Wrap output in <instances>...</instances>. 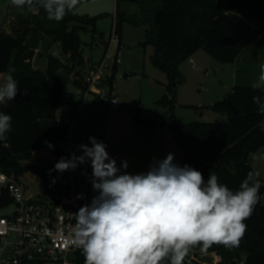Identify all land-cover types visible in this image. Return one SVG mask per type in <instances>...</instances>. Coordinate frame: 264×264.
Here are the masks:
<instances>
[{
  "label": "trees",
  "instance_id": "trees-1",
  "mask_svg": "<svg viewBox=\"0 0 264 264\" xmlns=\"http://www.w3.org/2000/svg\"><path fill=\"white\" fill-rule=\"evenodd\" d=\"M89 1L80 0L74 12L59 22L49 20L43 8L32 12L19 8L24 14L14 19L10 30L0 28V75L11 74L20 89L15 100L0 104V112L13 118L11 131L0 141V170L7 174L40 176L42 171L32 165V156L47 147L44 141L54 146L53 153L59 158H70L58 145L70 141L74 115L71 122L59 123L58 113L79 106L87 91L81 35L90 33L94 41L99 38L104 53L111 44V34L107 40L97 30L103 16L78 15V7ZM129 6L138 13L127 12ZM115 19L121 42L125 23L146 29L144 46L153 47V64L168 76L166 94L159 102L168 111L166 122L150 120L147 128L162 127L173 136L184 156L177 164L194 167L205 180L214 173L219 183L238 190L247 173L254 170L251 155L264 149V115L257 112L252 99L261 93L251 87L260 72V58L264 64V0H116ZM56 46L59 56L52 53ZM121 48L120 44L118 50ZM43 49L45 70L35 66L36 58L45 56ZM200 51L221 65L237 66L235 86L207 108L225 116L227 123L185 124L175 114L178 92L185 83L181 66ZM118 73L115 67L108 83L111 95ZM260 183V201L244 221L247 231L239 247L213 245L201 254L197 246L191 250L194 257L187 256L184 264H202L195 258L206 255H217L219 264H264V182ZM11 205L7 193L0 195V209ZM72 263L84 264L81 250Z\"/></svg>",
  "mask_w": 264,
  "mask_h": 264
},
{
  "label": "clouds",
  "instance_id": "clouds-1",
  "mask_svg": "<svg viewBox=\"0 0 264 264\" xmlns=\"http://www.w3.org/2000/svg\"><path fill=\"white\" fill-rule=\"evenodd\" d=\"M29 12L43 8L57 22L74 12L80 0H10ZM261 95L253 96L257 112L264 115V64L251 85ZM18 82L9 74L0 85V104L15 100ZM27 95V89L23 90ZM12 116L0 112V141L12 128ZM79 145L82 154L61 157L49 173H64L90 162L91 202L75 213L71 244L80 249L84 264H184L197 246L201 254L213 245L239 247L247 225L260 201L258 171H249L239 189L233 191L210 173L175 163L173 153L153 158L147 172L129 174V164L120 166L107 152L106 144L89 137ZM49 149L54 146L44 141ZM87 175V173H82ZM56 180L53 179L52 183ZM79 194L77 199H83Z\"/></svg>",
  "mask_w": 264,
  "mask_h": 264
},
{
  "label": "rangeland",
  "instance_id": "rangeland-1",
  "mask_svg": "<svg viewBox=\"0 0 264 264\" xmlns=\"http://www.w3.org/2000/svg\"><path fill=\"white\" fill-rule=\"evenodd\" d=\"M127 12L134 14L138 13V10L133 6H129ZM77 13L82 17L103 16L97 23V30L100 34H104L107 40L109 39L116 13V0H91L80 5ZM23 14L18 7L12 5L8 0H2L0 3V28L10 30L14 19ZM81 40L87 61L86 70H89L93 65L100 64L103 61L105 53L100 48L99 38L94 41L90 33H83ZM145 40V28H136L129 23L124 24L123 43L120 51L122 65L119 67V75H122L124 79L118 80L114 93L119 110L113 111L109 106L98 105L96 97L91 96L83 100L77 107H67L59 111L58 117L65 120L72 119L73 110L77 113L75 120L72 122L71 141L58 145L62 152L65 154L75 152L80 155L82 153L79 150V145L89 144L90 146L89 137H96L106 145L114 142L116 144L114 154L129 159L131 165L134 166L133 152L135 147L140 150L139 146L142 147L143 145L155 151L156 144H154V141L158 138L157 135L159 133L165 135L168 131L165 128H163L165 130L158 128L156 131L151 132L146 127L148 126L146 122L150 119L158 124L166 122L168 111L159 104L166 94V89L158 80L162 78V82L167 84L168 76L153 64L154 49L151 46L145 47ZM117 51L118 46L112 45L109 56L115 58ZM41 53L45 56L36 58L35 66L37 68H42L43 64L47 62L46 50L43 49ZM52 53L59 56V46L54 47ZM194 58L195 63L190 64L191 58L180 69L185 83L178 92V103L175 112L177 118L185 124L227 123L228 120L225 116L207 108L222 100L232 90L233 82L229 83L228 80V77L232 74L228 67L231 66L219 64L204 51L198 52ZM225 68L227 69L226 72L222 71ZM8 75H0V85L6 83ZM71 92H75L73 87H71ZM196 106L199 107L196 109ZM81 113H83L82 117L80 116ZM141 121H144L145 125H141ZM170 136L173 139V145L172 147L170 145L169 151L174 155H178V162H182L184 159L183 152L173 136L171 134ZM136 144L139 146H136ZM72 145L73 147H71ZM32 158V165L38 167L42 172L47 171L53 163L60 159L48 147L35 151ZM251 162L264 182V149L253 154ZM126 171L131 174L127 169ZM77 176H81V174ZM37 180L36 174L29 173L27 175L26 183L30 184L29 190L33 193V198L38 195H42V197L46 195L45 189L39 186L41 183ZM262 202L264 204V196ZM13 210V207L0 210V216H8ZM193 257L194 254L190 251L188 258ZM195 259L202 264H216L217 261L212 255Z\"/></svg>",
  "mask_w": 264,
  "mask_h": 264
},
{
  "label": "built area",
  "instance_id": "built-area-1",
  "mask_svg": "<svg viewBox=\"0 0 264 264\" xmlns=\"http://www.w3.org/2000/svg\"><path fill=\"white\" fill-rule=\"evenodd\" d=\"M120 44L121 38L114 17L110 48L103 61L86 73L87 91L84 94L79 92L83 100L94 96L98 105L109 106L113 111L119 110V106L115 95H111L109 91L108 83L114 78V68H119L122 61L119 50L115 58H111L109 53L112 45L119 48ZM123 79L118 73L114 82ZM106 146L118 167L123 160L130 164L129 159L114 154V142ZM53 168L51 166L40 176H36L41 183L39 186L45 189L46 194L36 198H33V193L29 190L30 184L26 183L27 175L18 177L0 170V195L7 193L12 200L11 207L14 208L10 215L0 216V264H29L35 261L45 264H73L74 256L80 251L70 242L76 223L75 213L81 206L90 203L96 193L92 189L91 180L76 178L75 174L81 166L64 173H49ZM53 179L56 180L55 183H52ZM81 193L84 198L77 199ZM212 256L217 260L216 264H219L220 258Z\"/></svg>",
  "mask_w": 264,
  "mask_h": 264
},
{
  "label": "crops",
  "instance_id": "crops-1",
  "mask_svg": "<svg viewBox=\"0 0 264 264\" xmlns=\"http://www.w3.org/2000/svg\"><path fill=\"white\" fill-rule=\"evenodd\" d=\"M122 43L123 42H121V47H122ZM190 62H191L190 64L195 63V58L193 57L190 60ZM261 64H263L262 58H260L259 65H261ZM94 66L95 65L90 67L89 70H86V73L89 72ZM230 66L231 67H228V68H230L229 70H230V73H232V74H230V76L228 77V80H229V83L231 81L233 82V87H234L235 84H236V81H237L236 80L237 66L236 65H230ZM41 69H44V70L46 69V63L43 64ZM226 70H227L226 68L222 69V71H224V72H226ZM158 81H159V83H162V85L164 86V89H166V85L167 84L162 82V78H160ZM198 107L199 106H196V108H198ZM76 114H77L76 111L73 110L72 119H73V115H74V120H75ZM82 114L83 113L80 114L81 117L83 116ZM80 116H79V118H80ZM58 120L62 121V120H65V119H61V118L58 117ZM150 120H152V119H150ZM141 125H145V122L141 121ZM160 128H161V130H165L162 127H160ZM156 130H154V131H156ZM154 131H151V132H154ZM157 136H158V138H156L155 141H154V144H156L155 147H154L155 151L150 150V148H148L147 146H143L142 145V147H140L138 144H136V146H139L140 150L138 149V147H135V150L133 152V159L135 161L134 162V166L131 165V163H130L128 168H127V170L130 171L131 174H138V173L147 172L148 169H149L150 164L153 163V158H156L157 160H161V159H164L167 156V154L171 153L169 151V149H170V145H171V147L173 145V139L171 138L169 132L166 133L165 135L163 133H159V135H157ZM70 141H71V133H70ZM71 147H73V145ZM69 155L71 156V153ZM174 156H175V161L174 162L177 163L179 161V160H177L178 159V155L175 154ZM251 157H252V155H251ZM251 157H250V162H251ZM251 165H252V162H251ZM80 166H81V169L78 172H76V174H75L76 178L79 179V180H91V178H92V168H91L90 162L88 164L80 165ZM129 167L130 168L132 167L131 170H130ZM82 173H87V175H83ZM78 174H81V176H77ZM258 178L261 181H263L260 177H258Z\"/></svg>",
  "mask_w": 264,
  "mask_h": 264
},
{
  "label": "water",
  "instance_id": "water-1",
  "mask_svg": "<svg viewBox=\"0 0 264 264\" xmlns=\"http://www.w3.org/2000/svg\"><path fill=\"white\" fill-rule=\"evenodd\" d=\"M55 163L52 164V166L54 167Z\"/></svg>",
  "mask_w": 264,
  "mask_h": 264
}]
</instances>
